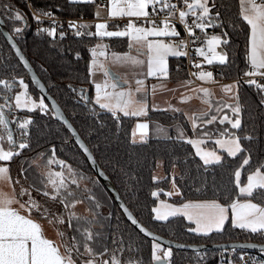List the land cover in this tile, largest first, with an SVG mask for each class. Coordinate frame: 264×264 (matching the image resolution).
<instances>
[{
	"label": "snow or ice",
	"instance_id": "1",
	"mask_svg": "<svg viewBox=\"0 0 264 264\" xmlns=\"http://www.w3.org/2000/svg\"><path fill=\"white\" fill-rule=\"evenodd\" d=\"M87 2L94 3L95 0ZM237 6L236 15L225 19L221 11L223 0H107L106 4L97 5L94 32L90 30L92 25L87 23L69 21L68 27L77 37L99 38L100 42L88 49L89 77L97 74L103 77L100 81L93 79L95 95L92 100L101 110L109 112L118 124L123 117L136 118L131 131L132 143L137 142V136L139 142H147L151 133L157 139L190 145L194 153L189 155L199 158L205 172L209 168L228 169L227 183L214 184L215 198L211 199H184L173 174L170 190L156 188L151 192V196L158 199L151 209L153 220L168 221L170 217L182 216L195 225L187 229L193 233L222 234L226 224L230 223L233 228L264 236V158L254 161L250 148L243 143H250L255 137L242 128L245 106L239 95L241 80L219 85V95L215 89L204 86L217 83L213 72L205 70L204 65L226 66L235 62V53L230 61L226 50L231 43L226 29L243 32V83L256 88L259 104L264 105V82H261L264 81V0H237ZM0 7L13 24L22 21L26 25V17L12 4L5 3ZM102 11L108 19L100 18ZM42 17H49L51 26L37 28V32L55 37L59 21L54 18V13L41 8L33 10L37 24H43ZM118 20L124 21L123 27ZM110 26L116 30H109ZM13 31L20 35L23 28L14 27ZM59 36L63 38L65 32L59 31ZM105 37H127V50L111 51V46L102 42ZM8 40L32 82L43 90L44 85L37 79L12 35ZM76 56L79 58L80 53ZM169 57L187 58L189 67L195 69L187 72L189 78L178 81L173 88L167 87ZM113 65L132 71L121 74L112 70ZM176 71H181L179 63ZM149 77H155L159 82L149 88L146 84ZM178 89H183L178 97L180 104L188 105L196 99L199 107H180L170 101H166L163 108L155 102L150 106L149 95L154 98L157 90L175 94ZM79 91L88 103L86 90L81 88ZM34 109L47 114L49 105L43 96L37 100L30 95L23 76L13 70L0 77V264H145L143 257L136 255L139 247L131 240L126 243L118 228L112 233L105 232L104 221L108 218L99 211L101 204L93 192L95 182L80 167L58 158L54 147L50 155L39 152L27 160L28 168L22 164L20 175L13 177L10 162L23 154L21 150L30 148V125L33 124L31 115L21 117L18 113ZM150 111L171 113V123L165 125L153 121ZM51 114L72 132L87 158L93 159L54 100ZM209 144L213 146L209 147ZM228 158H233L231 163H226ZM161 163L157 161V167ZM172 167L175 169L176 164ZM33 168L36 178L29 181ZM161 179L164 177L152 176L153 182ZM22 180L29 181L27 186ZM162 192L167 197L176 196L182 202L159 199ZM85 202L88 205L85 211H77V207ZM51 204L58 208H52ZM121 208L140 232L152 238L150 264H171L172 247L165 248L162 238L141 224L123 203ZM43 221L55 228V239L48 237ZM177 247H193L197 260L202 259L196 246L181 244ZM229 247L235 251L237 246ZM261 250L264 251V247ZM239 258L244 262L243 254ZM251 260L252 264H264V259L253 257ZM227 264H233L232 260Z\"/></svg>",
	"mask_w": 264,
	"mask_h": 264
},
{
	"label": "trees",
	"instance_id": "2",
	"mask_svg": "<svg viewBox=\"0 0 264 264\" xmlns=\"http://www.w3.org/2000/svg\"><path fill=\"white\" fill-rule=\"evenodd\" d=\"M5 3L12 4L15 10L20 11L26 17L27 23L25 25L21 21L13 24L2 7H0V20L33 67L47 92L59 104L67 119L87 144L97 166L109 177L125 205L141 224L152 232L176 242L213 244L245 240L264 244V236L261 234L252 236L241 233L242 235H236L233 234L232 230H225L222 234L202 236L187 232L186 223L180 219L169 222L153 220L151 209L155 199L151 196V192L155 187L167 188L171 172H175V181L181 189L184 199H211L215 198L213 196L214 184L218 186L221 183H227L228 169L209 168L205 172L200 167L199 158L189 155V153H194V149L190 145L157 139L151 133L147 142L132 143L131 130L135 119L123 117L118 124L109 112L101 110L99 106L92 103L93 85L87 71L90 60L88 49L100 42L99 38L87 35L77 37L75 32H71L66 39L62 40L53 39L44 32L38 33L37 28L41 26L33 19V10L36 8L51 10L56 15L66 17L85 16L92 19L91 23L88 22L87 24L92 25L90 30L94 32L93 3L72 2L70 0H0V6ZM223 4L224 7L221 11L225 19L236 15L238 11L237 0H223ZM14 27H22V33L17 35L13 31ZM226 30L231 37V43L226 50L229 53L230 61H232L233 53H235V62H230L226 66H214L219 70L218 79L241 80L239 95L241 104L245 106L242 112V128L255 137L252 142L243 143L250 148L255 161L258 158H264V105L259 104L260 97L257 95L256 88L243 83V79H241L244 78L242 70L245 68L244 33L231 29ZM216 31L219 32L220 30L216 29ZM103 42L111 46V51L127 50L128 42L124 37H105ZM77 52L80 53L79 58L76 56ZM177 63L181 66L179 73L176 71ZM13 70L17 75L24 77L28 84L29 93L38 100L41 97L39 90L32 85L27 70L23 68L0 31V77L10 74ZM169 70L170 78L168 81L176 82L187 77L182 69L181 58L170 57ZM81 88L86 90L89 97L88 103H85L81 98L79 91ZM18 115L21 117L31 115L33 124L30 125V148L21 150L23 154L10 162L13 177L20 175L19 168L22 164L23 167L28 168L27 160L39 152L50 155L54 147L58 158L68 161L74 167H80L87 176L92 177L95 182L93 192L101 204L99 211L108 218L104 221L105 232L112 233L118 228L120 233L125 236L126 243L131 240L133 245L139 247L140 251L136 255L142 256L145 264H150L151 240L127 222L121 208L114 202L107 187L90 168L82 150L74 142L69 131L57 117L52 116L50 106L47 114L41 113L39 109H34L32 112L22 110ZM149 115L153 121H159L165 125L171 123V113L151 111ZM253 128L254 131H252ZM242 134L243 131H241ZM186 157L187 162L185 163ZM232 159L228 158L226 163H231ZM157 161L162 162L160 164L161 177L164 179L153 182L152 176L156 175ZM173 163L176 164L175 169L172 167ZM35 178L36 170L33 168L29 174V181ZM29 181L22 180L21 182L27 186ZM89 186L93 187L91 183ZM198 189L200 191H197ZM33 194L36 195V193ZM82 205L88 207L87 202ZM109 213L111 214L110 217ZM244 251L257 253L261 259H264V252L262 251L246 249L233 251L230 249L201 251L202 259L200 260L236 256V254ZM172 252L171 264H193L198 261L195 252L175 249H172Z\"/></svg>",
	"mask_w": 264,
	"mask_h": 264
},
{
	"label": "water",
	"instance_id": "3",
	"mask_svg": "<svg viewBox=\"0 0 264 264\" xmlns=\"http://www.w3.org/2000/svg\"><path fill=\"white\" fill-rule=\"evenodd\" d=\"M0 31L1 33L3 34V36L6 38V40L8 41V44L9 46L11 47V43L9 42L8 40V36L11 35L7 28L4 26V24L2 23V21L0 20ZM14 40V39H13ZM11 49L13 50V52L15 53V49H13L11 47ZM16 55V54H15ZM18 58V57H17ZM19 59V58H18ZM30 64V63H29ZM31 65V64H30ZM32 67V66H31ZM33 69V67H32ZM34 71V69H33ZM37 79L40 81L39 77L37 76L36 72L34 71ZM28 76H29V79L32 83V85L37 89L39 90L41 96H43L45 102L50 106L51 108V104H52V101L54 100L51 95L47 92L45 86H44V89L41 90L40 87L36 84H34L32 82V77L31 75L28 73ZM41 84H43L41 81H40ZM55 101V100H54ZM56 102V101H55ZM56 104L59 106V104L56 102ZM60 110L63 112L65 118L67 119L64 111L62 110V108L59 106ZM58 120H60L58 117H57ZM68 120V119H67ZM61 121V120H60ZM69 121V120H68ZM62 122V121H61ZM70 122V121H69ZM63 123V122H62ZM71 123V122H70ZM64 124V123H63ZM65 128L69 131V133L71 134L72 136V139L74 140V142L76 143V140H75V136L72 134V132L67 128V126L64 124ZM73 127V125H72ZM74 128V127H73ZM75 129V128H74ZM76 131V130H75ZM77 133V131H76ZM78 134V133H77ZM79 135V134H78ZM80 137V136H79ZM80 139L83 141V139L80 137ZM84 142V141H83ZM77 144V143H76ZM84 144L87 146V144L84 142ZM79 146V144H77ZM80 147V146H79ZM88 148V146H87ZM81 149V148H80ZM89 149V148H88ZM83 154H84V157H85V160L87 161L88 165L90 166V168L94 171V173L98 176V178L102 181V183L107 187V190L109 191L110 195L112 196L114 202L121 208V204L124 203V201L122 200V198L119 196L115 186L113 185V183L111 182V180L109 179V177L97 166L95 160H94V157H93V154L91 153L90 149V153L92 154V157L93 159H88L87 158V154L84 153L83 149H81ZM101 173H103L101 175ZM126 206V205H125ZM127 207V206H126ZM122 210V213L125 217V219L127 220V222H129L133 227H135L139 233H141L142 235H144L145 237H147L148 239L152 240V238L150 236H146L144 233L140 232L139 228L136 226V225H133L132 222L127 218V216L124 214L123 212V209L121 208ZM155 233V232H153ZM157 236L161 237L162 238V242H163V246L165 248L171 246L172 249H175V250H180V251H191V252H194L193 251V247H177V245H186V246H196L199 248V252L201 251H207V250H217V251H220V250H225V248L227 250H230L232 249L231 247H229L230 245H236V249H246V250H257V251H262L261 248L264 247V244L262 243H257V242H254V241H242V240H236V241H229V242H220V243H213V244H190V243H183V242H176V241H172L170 239H167V238H164L163 236H160L159 234L155 233ZM169 242H171V244H169ZM219 245H224L225 247L222 248V247H219ZM241 245H243V247H240ZM264 252V251H262Z\"/></svg>",
	"mask_w": 264,
	"mask_h": 264
},
{
	"label": "rangeland",
	"instance_id": "4",
	"mask_svg": "<svg viewBox=\"0 0 264 264\" xmlns=\"http://www.w3.org/2000/svg\"><path fill=\"white\" fill-rule=\"evenodd\" d=\"M211 31V30H210ZM218 50H220V49H218ZM169 59H170V57H169ZM112 70L113 71H115V72H119V73H121V74H123L124 72H131L132 70L131 69H127V68H124L123 66H119V65H113L112 66ZM139 78V77H138ZM90 79H91V81H92V83H93V79H95L96 81H100V80H102L103 79V77H102V75H100V74H97L95 77H90ZM129 79H131V76H129ZM159 81H158V79L157 78H155V77H149V78H147V80H146V84L149 86V88L151 87V85H153V84H157ZM233 81H231V82H227L226 84H230V83H232ZM93 85V93H92V97H94V95H95V88H94V84H92ZM176 85H177V82H169V81H167V87L168 88H173V87H176ZM209 87H211V86H209ZM211 88H213V89H215V90H217V88H218V91H219V86H217V87H211ZM28 91H29V88H28ZM183 91V89H178L176 92H175V94L174 93H172V92H170V91H163V92H161V91H159V90H157V94H156V96L153 98L151 95H149V104H150V106H151V104L153 103V102H155L156 104H158L160 107H164L165 106V102L166 101H170L171 103H173V104H176L177 106H180V107H188V108H196V107H199V101L198 100H196V99H193L191 102H190V104H188V105H184V104H180L179 102H178V97H179V95H180V93ZM31 95V94H30ZM92 101V103L93 104H95L94 103V100H91ZM98 106V105H97ZM22 111V110H21ZM151 112V111H150ZM132 118H134V117H132ZM135 119V122H136V118H134ZM135 124V123H134ZM15 125H13V127H14ZM134 126V125H133ZM240 134H241V132H240ZM131 141H132V137H131ZM137 142H139V140H138V136H137ZM209 147H212L213 145L212 144H209L208 145ZM226 155V154H225ZM156 175L157 176H159V177H161V174H162V170H161V165L159 166V167H157V169H156ZM173 174H175V172L173 171V172H171V175H170V177H169V181H168V186H167V188H164V190L165 191H168V190H170L171 189V184H172V179H173ZM156 188H158V187H155L154 189H156ZM153 189V190H154ZM163 189V188H162ZM152 190V191H153ZM34 195V194H33ZM37 199H40V197L39 196H37ZM154 199H155V202H154V205H153V207L155 206V203H157L158 202V199L156 198V197H154ZM159 199H164V200H168L169 202H171V203H178V202H182L178 197H176V196H173V197H167L166 195H164V193L162 192L161 194H160V196H159ZM52 208H54V209H57L58 207H57V205H55V204H51L50 205ZM85 206L84 205H79L78 207H77V211H79V212H81V213H83L84 211H85ZM154 215V214H153ZM176 219H180V220H183L185 223H186V230L189 228V227H194L195 225L194 224H192L191 222H189V221H187L185 218H183L182 216H177V217H170L169 218V220L168 221H159V222H169V221H173V220H176ZM47 222V221H46ZM225 230H232V232H233V234H236V235H242L241 233H246V234H248V235H258L259 233H255V234H253V233H251L250 231H248V230H242V229H239V228H233V227H231L230 226V223H228V224H226V228H225ZM225 230H224V232H225ZM187 232H189L188 230H187ZM189 233H193V232H189ZM195 234H197V235H202V236H209V235H212V234H218V233H215V232H213V233H209L208 235H204V234H198V233H195ZM230 252H232V251H230ZM195 260H196V258H194ZM189 264H192V263H189Z\"/></svg>",
	"mask_w": 264,
	"mask_h": 264
},
{
	"label": "built area",
	"instance_id": "5",
	"mask_svg": "<svg viewBox=\"0 0 264 264\" xmlns=\"http://www.w3.org/2000/svg\"><path fill=\"white\" fill-rule=\"evenodd\" d=\"M105 2V0H95V2L93 3L94 5H102ZM54 18L59 21V24L57 25V33L55 35V37L51 36L53 39H66L68 34L71 32H74L73 29L68 27V22L69 21H74L77 24L79 23H88L90 21H92V19L87 18L85 16H76V17H66V16H59L54 14ZM43 20V24H40L41 27L47 28L50 27V23L49 17H42ZM179 27V26H178ZM63 30L65 32V36L63 38H61L59 36V31ZM181 31V35L183 36V30L182 28L180 29ZM189 51L191 52V48L189 49ZM181 61H182V69L185 71V73L189 72V71H195V69L190 68L189 64H188V59L187 58H183L181 57ZM205 70H210L213 72L214 74V78L217 81L216 84H206L207 86H215V85H222V84H226L227 82H231V81H235V80H224V79H218L217 76L219 75V70L216 69V67L213 66H209V65H204ZM187 76V75H186ZM189 77H186V79ZM244 79V78H241ZM196 83H200L199 81H196ZM243 254L244 256V262H246V264H252V260L251 258H256L257 260L261 259L260 255L257 253H251L249 251H244L241 253L236 254V256H227L225 258H214L211 260H200V261H196L193 264H221V262L223 261V264H227L228 260H232L233 264H244V262L241 261V259L239 258L241 255Z\"/></svg>",
	"mask_w": 264,
	"mask_h": 264
},
{
	"label": "crops",
	"instance_id": "6",
	"mask_svg": "<svg viewBox=\"0 0 264 264\" xmlns=\"http://www.w3.org/2000/svg\"><path fill=\"white\" fill-rule=\"evenodd\" d=\"M70 1H72V2H87V0H70ZM106 2H107V0H105V2H104L102 5L106 4ZM88 3H89V2H88ZM96 8H97V5H94V19H93V26H94L95 23L97 22V18H96V16H95ZM100 18H101V19H108V17L106 16V14H105L103 11L101 12V17H100ZM90 23H91V21H90ZM118 23L120 24L121 27H123V23H124L123 20H118ZM109 30H116V29H115L114 26H110ZM94 31H95V26H94ZM124 38H126V40H127V37H124ZM102 42H103V41H102ZM127 42H128V41H127ZM103 43H104V42H103ZM178 81H180V80H178ZM178 81H176V82H178ZM91 82H92V81H91ZM169 82H171V81H169ZM261 82H264V81H261ZM92 84H93V83H92ZM204 86L209 87V86H207V85H204ZM217 86H219V85H215V86H211V87H217ZM216 92H217V95L220 94L219 91H218V88H217ZM132 128H133V127H132ZM131 131H132V130H131ZM131 137H132V136H131ZM4 190L7 191L8 189L5 188ZM43 223H44L45 231H46V234L48 235V237H49V238H53V239H55V238H56L55 228L52 227V226H49L48 223H47L46 221H43Z\"/></svg>",
	"mask_w": 264,
	"mask_h": 264
}]
</instances>
